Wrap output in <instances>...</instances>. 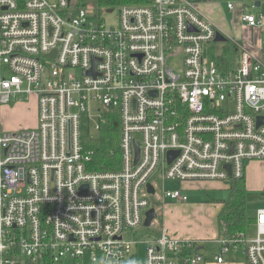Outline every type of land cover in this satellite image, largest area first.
I'll return each instance as SVG.
<instances>
[{
	"label": "built area",
	"instance_id": "obj_1",
	"mask_svg": "<svg viewBox=\"0 0 264 264\" xmlns=\"http://www.w3.org/2000/svg\"><path fill=\"white\" fill-rule=\"evenodd\" d=\"M86 1L0 0V264H264V209L255 238L211 239L218 253L140 232L150 208L187 202V183L264 163V0L241 4L257 35L235 45L234 69L204 59L218 30L190 0L102 6L112 27ZM28 99L36 125L6 129L3 113ZM96 111L98 133L118 126L116 171L88 169Z\"/></svg>",
	"mask_w": 264,
	"mask_h": 264
},
{
	"label": "rangeland",
	"instance_id": "obj_2",
	"mask_svg": "<svg viewBox=\"0 0 264 264\" xmlns=\"http://www.w3.org/2000/svg\"><path fill=\"white\" fill-rule=\"evenodd\" d=\"M86 3L92 5L93 8L100 9L106 27L116 25L117 10H114L111 14H103V9L98 5L96 0L86 1ZM242 3L250 5L251 0H233V9L231 11L227 10L225 0L213 1V16L208 19L214 24L216 30L224 34L228 32L226 35H228L229 39L228 42L211 43L203 48L204 59L209 64H221L226 59L234 68L236 60L238 59V55L235 52V45L240 43L248 48L254 47L257 33L255 29H249L241 22ZM249 10H251L250 6ZM262 10L264 11V7H262ZM251 11L255 12L256 10L253 9ZM92 106L101 112L105 110V107L100 104H92ZM98 116V111L93 112V117L89 120L88 131L86 130L87 123L85 122L83 124V133L94 138L98 137L99 133L94 128L98 123ZM2 119L6 129L17 130L20 128L34 127L36 125V111L33 99H28L24 105H19L14 110L4 112ZM250 165H248V168ZM255 172L259 179H264V166L258 170L256 169ZM229 183L222 181L187 183L186 186L188 188L184 191L188 199L186 203H168L164 209V216L162 212L163 206L157 211V220L162 219L161 227H163L164 220L166 228L168 230H176V232H190L192 235L206 231L213 232L216 216L221 207L220 203L229 197ZM165 187L167 189H175L179 188V184L166 182ZM155 205H160V203L155 202ZM261 209H264V190H248L245 198V213L247 217L254 220L257 211ZM155 226L160 228L159 225ZM140 232L143 231L140 230ZM256 236L257 231L254 227L246 230V237L248 239L255 238ZM213 237H216V234ZM211 239L196 240L197 246L203 247V250L200 252L201 254L206 255L210 250L215 251V253L219 252L218 246L212 244ZM82 264L93 263L88 256H84Z\"/></svg>",
	"mask_w": 264,
	"mask_h": 264
},
{
	"label": "trees",
	"instance_id": "obj_3",
	"mask_svg": "<svg viewBox=\"0 0 264 264\" xmlns=\"http://www.w3.org/2000/svg\"><path fill=\"white\" fill-rule=\"evenodd\" d=\"M146 0H99V5L113 6L117 4H139ZM226 62V60L224 61ZM83 146L90 155L91 161L88 169L96 172L116 171L120 168L118 153L119 129L114 123H109L104 130L99 132L97 138H83ZM229 197L221 204L216 216V231L218 238L229 237L244 233L253 225L254 220L245 213L246 183L245 178L229 181ZM162 226V219L159 220ZM160 228H145L143 234L157 236Z\"/></svg>",
	"mask_w": 264,
	"mask_h": 264
},
{
	"label": "crops",
	"instance_id": "obj_4",
	"mask_svg": "<svg viewBox=\"0 0 264 264\" xmlns=\"http://www.w3.org/2000/svg\"><path fill=\"white\" fill-rule=\"evenodd\" d=\"M191 2H193L195 5H197L198 10L200 11V13L206 18H211L213 16V12H212V6H213V1L215 0H190ZM209 20V19H208ZM211 22V21H210ZM228 33V32H227ZM227 33H223L224 35H226ZM228 37V35H226ZM226 59L223 60L222 64L225 68H230V69H234L237 67L238 64V59L236 60L235 66L233 68V66L230 64V62L226 60V62H224ZM251 164L248 168V165ZM247 165L246 171H245V183H246V189L248 190H253V189H258V190H264V179H259L255 170L261 168L264 166V163H258V162H251ZM188 188V187H187ZM170 203V202H169ZM168 203H166L163 206V216H164V209L167 207ZM163 227L168 231L169 234L176 236L178 238H183V239H191V240H208V239H214L216 237H213L215 234L217 236V231H216V227L213 228V232H200L198 234H190V232H176V230H168L166 228L165 222L163 220Z\"/></svg>",
	"mask_w": 264,
	"mask_h": 264
},
{
	"label": "water",
	"instance_id": "obj_5",
	"mask_svg": "<svg viewBox=\"0 0 264 264\" xmlns=\"http://www.w3.org/2000/svg\"><path fill=\"white\" fill-rule=\"evenodd\" d=\"M256 5H258V3H256ZM108 12H110V10H108ZM227 41L228 40L224 36V34L222 32H220V31H217L214 42L215 43H217V42H219V43H225ZM51 56H54V53ZM262 124H264V118H261L260 117V118L257 119V126L262 125ZM135 151H136V160H137L138 159V149L136 148ZM173 154H174L173 152H170L168 154L169 159H171V157H172ZM226 168L228 170V175L230 176V167L229 166H226ZM147 189H148V192L150 194H153L154 193V191H153V189H152V187L150 185L147 186ZM156 219H157V213H156L155 209L154 208H150L145 213V219H144V222H143V227H145V228L150 227L152 225V223Z\"/></svg>",
	"mask_w": 264,
	"mask_h": 264
},
{
	"label": "flooded vegetation",
	"instance_id": "obj_6",
	"mask_svg": "<svg viewBox=\"0 0 264 264\" xmlns=\"http://www.w3.org/2000/svg\"><path fill=\"white\" fill-rule=\"evenodd\" d=\"M226 38H227V40L229 39L226 35H224ZM228 42V41H227Z\"/></svg>",
	"mask_w": 264,
	"mask_h": 264
}]
</instances>
